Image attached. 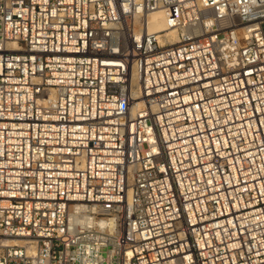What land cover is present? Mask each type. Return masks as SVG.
Listing matches in <instances>:
<instances>
[{"label":"built area","instance_id":"obj_1","mask_svg":"<svg viewBox=\"0 0 264 264\" xmlns=\"http://www.w3.org/2000/svg\"><path fill=\"white\" fill-rule=\"evenodd\" d=\"M0 264H264V0H0Z\"/></svg>","mask_w":264,"mask_h":264},{"label":"bare ground","instance_id":"obj_2","mask_svg":"<svg viewBox=\"0 0 264 264\" xmlns=\"http://www.w3.org/2000/svg\"><path fill=\"white\" fill-rule=\"evenodd\" d=\"M147 22L148 30L150 32H159L167 29L165 16L161 10H156L150 13L147 17ZM165 34L174 36L175 32L173 30H166Z\"/></svg>","mask_w":264,"mask_h":264}]
</instances>
